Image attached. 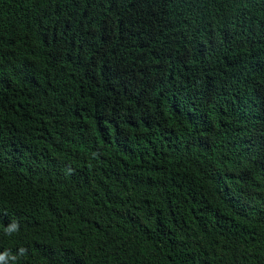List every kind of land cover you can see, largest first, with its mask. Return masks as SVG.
Returning a JSON list of instances; mask_svg holds the SVG:
<instances>
[{"label": "trees", "instance_id": "trees-1", "mask_svg": "<svg viewBox=\"0 0 264 264\" xmlns=\"http://www.w3.org/2000/svg\"><path fill=\"white\" fill-rule=\"evenodd\" d=\"M5 251L264 264V0H0Z\"/></svg>", "mask_w": 264, "mask_h": 264}, {"label": "clouds", "instance_id": "clouds-1", "mask_svg": "<svg viewBox=\"0 0 264 264\" xmlns=\"http://www.w3.org/2000/svg\"><path fill=\"white\" fill-rule=\"evenodd\" d=\"M19 223L17 221L11 222L6 228L5 233L11 235L17 231H19ZM26 253V249L20 248L18 250V255L23 256ZM17 260L16 254H11L7 251L0 253V264H15Z\"/></svg>", "mask_w": 264, "mask_h": 264}]
</instances>
